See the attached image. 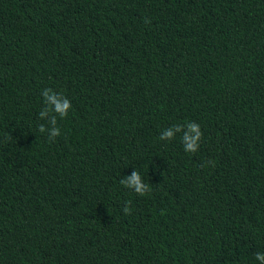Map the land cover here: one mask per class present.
I'll use <instances>...</instances> for the list:
<instances>
[{
  "label": "trees",
  "instance_id": "trees-1",
  "mask_svg": "<svg viewBox=\"0 0 264 264\" xmlns=\"http://www.w3.org/2000/svg\"><path fill=\"white\" fill-rule=\"evenodd\" d=\"M134 170L145 195L121 184ZM256 253L264 0H0V264H264Z\"/></svg>",
  "mask_w": 264,
  "mask_h": 264
},
{
  "label": "clouds",
  "instance_id": "clouds-1",
  "mask_svg": "<svg viewBox=\"0 0 264 264\" xmlns=\"http://www.w3.org/2000/svg\"><path fill=\"white\" fill-rule=\"evenodd\" d=\"M51 91H52L51 88H46L42 93L49 101L48 104L49 109L51 111L59 113L61 117H65L68 113L69 108H71V104L69 103L68 100H64L62 103L59 102L57 95L50 94ZM44 114H45L44 111L40 112V116H43ZM52 123H55V117H53ZM188 127L191 132L195 133V135L192 136H189L187 134L184 135L183 141L186 142L185 151L195 152L199 147V141L202 137V132L200 126L195 122L188 123ZM176 130L179 131V125H177ZM39 131L40 132L44 131L43 125L40 126ZM59 135H60L59 130L53 129L52 139H54L56 136ZM172 135L173 132L171 129L165 130L163 131V135L161 136V139L164 137H172ZM121 184L125 185L126 187L132 188L139 195H145L149 191V186L141 181V176L136 170L132 172L131 176L122 179ZM130 211H131L130 208L125 206L124 208L125 214H128ZM255 258L257 260L264 262V253H256Z\"/></svg>",
  "mask_w": 264,
  "mask_h": 264
}]
</instances>
